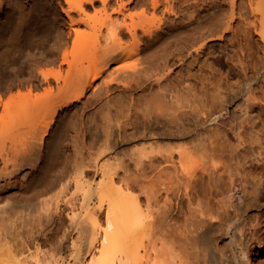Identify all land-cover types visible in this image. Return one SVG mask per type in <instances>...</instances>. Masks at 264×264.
<instances>
[{"label": "bare ground", "instance_id": "obj_1", "mask_svg": "<svg viewBox=\"0 0 264 264\" xmlns=\"http://www.w3.org/2000/svg\"><path fill=\"white\" fill-rule=\"evenodd\" d=\"M66 2L75 38L71 50L54 54L59 67L36 69L27 92L12 93L24 80H0V123L16 130L8 146L12 168L5 158L6 169L0 166V199L7 201L0 209V264H58L61 202L76 232L71 264H264V0H137L141 13H126L124 0L111 10L101 0L94 13L87 9L93 0ZM35 4L30 18L12 13L13 29L2 24L0 50L34 44L37 17L47 12ZM149 9L151 16L143 15ZM194 24L199 39L181 42L174 55L210 59L220 48L226 70L176 80L168 59H145L171 46L180 25ZM238 45L236 63L228 50L237 53ZM39 81L46 95L34 93ZM114 82L123 97L117 116H106L107 137L113 141L116 128L132 147L90 163L76 160V172L57 170L44 182L40 159L57 108L85 106L108 95ZM66 122L49 156L59 150ZM43 215L53 226L40 243L23 227L33 220L32 232L42 231ZM41 244L53 252L42 253Z\"/></svg>", "mask_w": 264, "mask_h": 264}, {"label": "rangeland", "instance_id": "obj_2", "mask_svg": "<svg viewBox=\"0 0 264 264\" xmlns=\"http://www.w3.org/2000/svg\"><path fill=\"white\" fill-rule=\"evenodd\" d=\"M34 1L35 0L0 1V27L3 23L10 21L11 23L9 22V24L12 29V26H15L14 21L16 19V16H13L16 13L23 14L25 17L30 18L31 15H33V7H35H32V5H34L35 3V5L38 4V6L40 7L45 6L47 8V12H45L44 14L40 13L37 17V21L39 22V31L37 32L36 41L33 45H23L21 49H18L17 47L13 46L0 50V80L6 78L7 80H9V82L12 83H16L22 80L27 82V84L25 86H22L20 90L19 87H14L12 93H17L18 91L27 92L29 90L28 80L34 77H32V75L36 73V69H42L46 71L56 70L59 67V63L58 61H52L54 54H56L57 52L61 53L66 48L67 50H71L75 38V32L72 31L71 25L69 24L70 21H68L67 16L63 10V6H67L66 0H36V2ZM40 1H42V4H40ZM124 1L127 4V7L124 9L126 13H141L143 11L142 5L138 4L137 0ZM193 1H199L202 4L206 0H187V3ZM117 2L118 0H109V10H111V8L114 6L116 7ZM238 2H240V0H238ZM102 8L103 3L101 2V0H93V3L89 2L87 4V9L90 13L102 10ZM151 14L152 11H150L149 9L147 10V13L143 15L151 16ZM180 26L181 30L176 36L173 37V44L171 46H169L168 48H159L152 50L150 53L147 54L145 59L147 61H152L153 63H156L158 62V60L161 59H168L169 65L172 69V73L176 80H183L188 75H191L192 78H199L205 75H210L212 74V68L214 67H220L223 70L227 69L228 63L226 62V56L224 55L225 50H222L220 48H217L215 54L216 58L211 57L210 59L207 58L206 55H204L203 53L200 55L187 56L184 59H179L178 55H174V53H177V48L180 47L181 42H195L199 39L200 36L199 33L194 32V28L197 27L195 24L192 25L193 27H189V25ZM186 29L193 31V37H189L187 33L188 30ZM20 35L22 38L25 37L24 33H21ZM48 50L50 52H48ZM240 50V45H238L237 53H233L228 50L230 54L228 59H233L234 62L239 63ZM34 57L35 61L33 62L32 60ZM237 76L238 74L236 73H231L230 75V77H233L234 80L237 79ZM39 83L40 84L38 85V87L34 89V93L39 95H46V89L48 87L47 84L41 81H39ZM113 87L114 88L108 93V95L104 93L100 98H93L85 106H63L57 108L56 121L43 147L42 157L40 159V163L42 165H46V174H48L45 175L44 182L46 181V179H48V176L50 178L54 174H56L57 170L60 172L63 171L67 174L76 172V160H82L84 162L90 163L94 162V160L97 158L102 159L104 155L107 154V152H110L111 150H115L125 154L130 149V147H132L133 141H130V139L128 138H119L116 128L114 129L112 135L113 141L111 140L110 142L107 137V130L104 126L106 116L109 113L111 114L112 118H115L117 116V109L123 97V94L121 93V85H119V83L117 82H114ZM133 92L137 96H141L143 94V91H141L140 88L134 89ZM66 120L67 133L62 139L60 148L54 155L49 156L48 151L50 149L51 142L53 141L56 129L59 128ZM0 127V166L2 168L4 167L5 169L9 166L10 168H8L10 170L12 168L11 163L13 159H15V156L12 155L8 148L12 145V141L14 140L16 135V130H13L12 128H4L3 125L1 126V123ZM3 154H5L6 156H3ZM3 158L6 159L4 160V163L9 162L10 165L9 163H7L6 166V164L3 163ZM10 159H12V161ZM50 174L52 175L50 176ZM19 182L20 181H18L17 185H19ZM0 202L2 203H0V209H5L4 206L7 205V201L5 200V203L4 199H0ZM61 205L65 209V211L63 212L65 221L61 225L62 227L58 239L61 241L63 238V240L60 243V247L58 246V248L55 249L53 247L52 248L55 250L56 255L54 257L58 258V264H71L69 262L71 252V240L73 239V237H75L76 232L73 227L70 226V220L67 217L68 212H70V208L65 205L64 202H61ZM43 218L46 221L42 220V231H40L41 229H34V231L32 232V224L35 225L33 220L32 222L30 221L26 223L29 225L32 233L30 232L29 227L24 224L23 229L25 228L24 232L26 233L24 234L26 236L31 234V240H34L35 242L38 241V239L40 240L41 237V240L39 242L42 243L41 241L44 237V232H51V227L53 226V224L51 226L50 221V227L48 225L49 220L47 219L46 215H43ZM19 224L20 220H18L17 227ZM11 239L12 237H10L9 240ZM11 242H14V240L12 239ZM33 244L32 248L34 251L32 250V252H35L36 243L34 245ZM52 248L49 244H41L42 253L45 252L47 254H50L49 252H53ZM26 253L29 254L30 252L27 251ZM30 256L29 258L31 259L32 256Z\"/></svg>", "mask_w": 264, "mask_h": 264}]
</instances>
